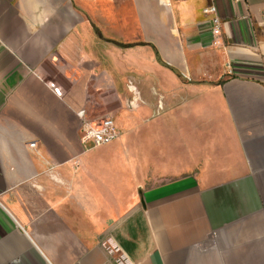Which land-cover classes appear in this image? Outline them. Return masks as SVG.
I'll return each mask as SVG.
<instances>
[{
  "label": "crops",
  "instance_id": "1",
  "mask_svg": "<svg viewBox=\"0 0 264 264\" xmlns=\"http://www.w3.org/2000/svg\"><path fill=\"white\" fill-rule=\"evenodd\" d=\"M184 72L180 115L124 108L129 82L153 102ZM111 102L107 180L81 113ZM144 129L161 163L130 159ZM111 245L131 264H264V0H0V264H118Z\"/></svg>",
  "mask_w": 264,
  "mask_h": 264
},
{
  "label": "rangeland",
  "instance_id": "2",
  "mask_svg": "<svg viewBox=\"0 0 264 264\" xmlns=\"http://www.w3.org/2000/svg\"><path fill=\"white\" fill-rule=\"evenodd\" d=\"M182 75V74H181ZM184 75V76H183ZM181 76V81L183 85H180L179 87L175 88L172 91L169 92H151V95L153 97V102L148 99V97H144L143 93L140 91H134L131 92V97L127 99L125 102L124 108L129 111L132 115H138L139 113H142L141 117L142 122L145 123V125L150 124L153 120L161 118L163 116L167 115H180L182 111L185 110V104L189 101V96L185 95V81H187V78H185V72ZM136 99V105L135 107L131 106V102ZM116 104H113L112 102L110 105L105 108L104 111L95 110L92 112V119H101L105 115H115V109ZM107 108V109H106ZM146 127V126H144ZM180 128H183L179 131H173L171 138L164 139V143L166 144V147L172 151L173 154L177 156H181L184 152L183 149V139L185 136V123L179 124ZM147 129L143 130V134H131L127 141L126 146L129 147V157L130 159L135 158H141L144 160L145 158L150 159V161H154L157 163L162 162L161 154L158 152L156 153V147L155 145L152 147L153 140L149 137L148 132H146ZM121 133L123 135V132L121 130ZM153 139H157L155 137H152ZM122 139V137L120 138ZM120 140L114 142L111 145L118 144ZM162 141H159V144H161ZM133 145V146H132ZM108 147H100L98 148L94 153L100 159L102 160V164L104 165V168H102L101 173L106 177V179L110 180V178L113 176V172H111V165L112 160L110 159V153L108 152ZM127 149V148H125ZM137 154V155H135ZM122 157H119L117 160L118 163L125 162V153H121ZM131 162V160H129ZM152 164H154L152 162ZM144 177V178H143ZM148 177V180L144 182H149V178L152 177V171H150L146 166L143 169V171L140 173V180L146 179ZM142 178V179H141Z\"/></svg>",
  "mask_w": 264,
  "mask_h": 264
},
{
  "label": "built area",
  "instance_id": "3",
  "mask_svg": "<svg viewBox=\"0 0 264 264\" xmlns=\"http://www.w3.org/2000/svg\"><path fill=\"white\" fill-rule=\"evenodd\" d=\"M236 3H243L245 0H234ZM166 6H170V0H161ZM204 14L210 17V24L212 28L213 36L217 37L222 34V20L219 16L218 9L215 5H212L204 9ZM230 68V64H228ZM129 88L131 92L136 91L133 83L129 82ZM136 99L131 102V106L135 107ZM82 118V135L81 140L84 144L91 143L94 147H102L111 144L118 140L121 136V132L118 129L115 119L112 115L108 114L103 116L101 119H91L85 112L81 113ZM35 147L36 144L31 145ZM111 254H118L119 257L116 259L118 264H131L126 254L117 245H111L109 247Z\"/></svg>",
  "mask_w": 264,
  "mask_h": 264
}]
</instances>
